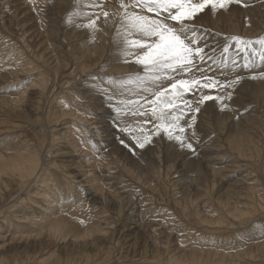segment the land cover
Here are the masks:
<instances>
[{
  "label": "rangeland",
  "instance_id": "obj_1",
  "mask_svg": "<svg viewBox=\"0 0 264 264\" xmlns=\"http://www.w3.org/2000/svg\"><path fill=\"white\" fill-rule=\"evenodd\" d=\"M93 2L94 0H0V11L7 15L3 18L4 22L7 23V17L12 15L13 25L16 23L18 24L16 29L28 30L27 36L31 35L34 44L39 45L40 50H37L45 53V44L50 41L52 44H62V48L66 49L64 50L66 53L55 54L58 55L56 66L44 67L49 82L45 94L40 98L38 117L21 112L20 108L10 109L9 106L0 103V137L6 139L10 136V139H6L10 141L11 139L16 141L18 138L27 139L30 140L29 143L36 145L39 142L41 161L45 163L44 168L48 169L47 172L51 173L49 175L56 176L58 179L56 183L63 184L62 188L70 196L77 197L79 191L86 200L85 204H75L69 210L72 217L79 220L81 228L99 222V228L102 229L96 234L81 237L83 232L77 234L74 228L65 226V230L58 238L51 234L42 237L40 229L36 226L38 224L32 225V231L25 230L24 226L27 224L20 221L21 214L18 212L20 207H25V200L32 197L31 200L36 202L27 199L29 204L26 208L29 213L32 210L41 211L40 207L46 204L45 197L42 196L45 187L40 180L43 171L23 184H20L19 177L5 174L2 179L7 184L8 202L0 209L2 212L0 221H4L5 228L0 231V264H264V234L260 231V226L264 225V79L261 78L263 82L257 86L258 88L252 85L254 80L252 77L258 79L260 74L264 73V62L259 59L258 54L252 56L254 50L258 51V45L249 48L245 53L243 45H238L230 39L237 36L244 41L255 42L258 38L264 37V0H242L240 4L233 3L226 9L216 11L206 9L207 11L200 13L195 19L199 33L197 39L201 41V46L205 47V59L204 61L197 59V67L192 68L189 73H193L197 78L201 73L216 77L215 79L225 87L194 88L192 94L194 105L202 94L221 99L206 101L199 105L198 113L193 112L196 117L195 127L194 129L187 127L186 133L182 134L193 144L194 150H189L190 153H186L187 151H184L174 139L169 140L163 130L157 132L159 121L154 123L157 120L151 117V106L147 102L143 111L149 114L148 120L140 121L133 134L121 130L123 128L119 122L131 120V117L138 113L139 104L145 103L143 99L147 95L143 94L140 97L142 90L137 86L134 95L128 94L123 97V93L126 92L119 89L126 84L124 82L126 78H119L112 71L107 73L106 70L100 69L104 64L108 68L111 62L99 63V66L90 72L79 73V70H76L74 74L72 73L73 62L91 43L92 32L98 30V33L102 28V10L113 9L115 16L112 20L114 24L109 25L113 28L109 37L112 43L110 40L106 42L110 49L115 46L113 44L116 41L113 35L115 31L120 29L122 33L124 31L123 21L119 15L123 10L118 0H99L102 8L89 7ZM134 11L155 18L154 14L146 10L137 8ZM89 17H91L89 20L96 19L94 31L84 27L89 22ZM212 20H215L214 23ZM248 25L252 27V33L244 32ZM8 34L10 33H7V29L0 24V54L7 57L12 53L11 45L17 41L14 37L15 40L4 44V41L12 37ZM226 44L229 51L224 53L223 48ZM40 47H43V50ZM54 52L56 50L53 49L51 53ZM129 52L134 50L129 48L126 52L128 56ZM51 53L46 51L45 55L49 56ZM83 55L81 59L83 65L92 66L96 57ZM2 60L4 59L0 58L1 62ZM1 62L0 64L3 63ZM246 63L249 67H244ZM136 66L138 68L136 73L143 75L142 66ZM183 74L174 73V80L184 79ZM237 77L238 83L230 84ZM249 77L252 80H249ZM22 81L23 85L20 86L11 84L2 88L0 85V101L5 98L12 100L14 93L23 91L32 83L30 79ZM83 81L92 82V88L96 90L93 92L95 99L98 102L102 99L100 103L105 108L108 107L106 109L108 112H114L116 116L120 112V116L114 118L116 124L113 123L116 129L115 142L105 149L112 150L115 154L119 152L117 155L121 157V164L112 163L105 171L95 170L97 175L109 176L103 179L104 189L101 191L93 189L105 196L106 202L109 203L106 209L101 208L99 203L88 200L86 193L92 188L88 191L85 188L91 186L87 183H78L79 179L72 178L70 174L74 168L78 171L79 167L85 171L90 170L91 167L84 163L88 157L81 155L80 151L74 153L78 155L67 153L66 149L61 147L66 145H63V141L55 146V150L60 148L61 152L56 153L55 157L48 156L51 141L48 133L58 129L64 133L68 129L64 127L68 123H80L76 119H64L56 128H52L54 124L48 122L53 111L57 109L56 98L65 92H69L71 96L68 97L71 98L76 93L75 86H78L77 90L83 91L84 87L81 86ZM104 81L109 82V87L101 86ZM245 81L251 84L244 87L246 91L242 90ZM164 84L167 86L169 82L164 81ZM121 93L122 96L119 95ZM129 100L139 101V104L132 103L125 109L127 104L121 102ZM71 101L82 107V102L76 98H72ZM119 104H123L124 107H119ZM108 115L113 116V113ZM127 123L131 124V121ZM41 124L44 126L42 129ZM17 126L20 127L16 128ZM83 127L87 129L90 126ZM239 128L248 130L247 133L252 136L257 147L250 155H239L229 147ZM141 129L145 134H151V143L146 144L143 149L137 147L135 141V137L142 138ZM175 133L173 132V135L177 134ZM15 135L17 137H14ZM189 135H192V139ZM76 149L79 148L76 146ZM219 156H222V159L215 160ZM68 165L71 167H66ZM211 166L221 169V176L211 173ZM23 198L25 199L22 203ZM258 199H262L261 202H258ZM130 203L132 211L129 210ZM246 204L255 209L249 219L241 218L237 210ZM130 212L131 220L126 218ZM4 217H8L7 222ZM13 231H18L19 239L7 238V234Z\"/></svg>",
  "mask_w": 264,
  "mask_h": 264
},
{
  "label": "bare ground",
  "instance_id": "obj_2",
  "mask_svg": "<svg viewBox=\"0 0 264 264\" xmlns=\"http://www.w3.org/2000/svg\"><path fill=\"white\" fill-rule=\"evenodd\" d=\"M112 10L113 9L109 8L108 12L110 13V16L107 19H105L102 15V18H101L102 19V24H101L102 28L100 27L101 30L99 29V32L97 33L98 30L94 31V29H93L94 32H92L93 36L91 37V43L89 44V46L87 45L88 47H86L84 49V52L80 53V55L77 56L78 58H76V61L73 62V65H74L73 69H72L73 74L76 72V70H79L78 71L79 73H83L86 71H88V72L93 71V68H97V66H99V63H102V62L108 63V61L111 62L109 64L110 66H108V68H107L106 66H104L106 64H104L102 67H100V69L106 70L107 73H111L110 71H112L113 73H116L119 76V78H122V79L127 78L129 74H135L137 72V70H136V69H138L136 66L137 64L134 62L135 57L133 55L128 56V54L126 53L127 51L126 50L124 51L125 46L120 43V39H119L118 34H122L121 29L119 31L116 30L115 31L116 33L114 32L115 34H113L114 37H116V41H115V43H113V44H115L114 48L112 46V49H110L109 45L106 44V42L107 41L109 42V40L112 43V40L109 38L111 36L110 35L111 30L113 29L109 25H111V23H113L112 20H114V17H115ZM245 12H244V14H245ZM220 14L221 13H219V16H220ZM244 14H243V16H244ZM213 15H216V14H213ZM6 16H7L6 14H4L0 11V24L3 25L4 28L7 29V33L8 32L10 33V34H8L10 37L12 35V37L9 40L4 41V44H7L10 40L14 39V37L17 39V41H14V43L11 45L13 50H12V53L10 52L11 54L9 55V57L4 56L5 54L3 52H1V53H3L4 55L0 54V58L4 59V60H2L3 63L0 61L2 63V64H0V85H2L1 86L2 88H5L6 85H11V84H15L16 86L17 85L20 86L23 82L22 80H24V79H28V80L30 79V82L32 81V83L27 88H24L23 91L20 90V91H17V93H14V98L13 99L11 98L12 100L5 98L4 100H1L0 103L3 104L4 106H9V108L10 107L16 108V110H18L17 108H20L19 110H22L21 112H26L28 115H34V116L38 117L37 112L40 108L39 107L40 98H42V96L45 94L47 87H48V82H49L48 81V79H49L48 74L46 73V69L44 67L47 65H49V67L51 65L54 66L56 64V62H58V60H57L58 55L55 56V54L66 53L64 51L66 49L62 48V44L56 45V44L50 43L51 42L50 41V42H47L45 44V53H46V51L51 53L53 51V49L56 50V52L51 53L49 56H48V54L45 55L44 51H42L43 47H40V48H42V50H41L42 52H40L39 51L40 49L38 48L39 45H37L36 43L34 44L35 41L32 39L31 35L27 36L28 30L16 29V26H18V24L15 23L13 25L12 15H10V17H7V19H6L7 23L4 22L3 18H5ZM250 16H252V15H250ZM233 17H235V16H233ZM90 18L91 17H89L88 20ZM44 19H45V17H44ZM209 19L211 20V18H209ZM212 19H213V16H212ZM218 19H220V18H218ZM227 19L228 18H226V20ZM226 20H225V22H226ZM214 21H213V23H214ZM232 21H235V20H232ZM221 22H224V21H221ZM218 23H220V22H217V24ZM228 23H229V20L227 22V25H228ZM215 25L216 24H214V26ZM243 25H245V24H243ZM233 26H234V24H233ZM13 27H15V28H13ZM252 31H253L252 27L249 25L246 26V29L244 30V32H247V33H249V32L252 33ZM95 35H96V37H95ZM34 39H36V38H34ZM89 40H90V38H89ZM6 47H7V45H6ZM37 49H39V50H37ZM133 50H134V52L138 51L135 49H133ZM83 54H87L90 56L93 55L94 57H96L92 66H90V65L84 66L83 65L84 63L81 61V59H83L82 57H84ZM81 55H83V56H81ZM70 60H71V57H70ZM103 73H104V71H103ZM184 74L182 76L184 79H191L193 76H195L193 73H186L185 75ZM34 76H37V77L35 79H33ZM100 78H102V77H100ZM215 78L216 77H214V79ZM248 79L250 80L251 78L249 77ZM124 82H125V79H124ZM262 82L263 81L261 80V78L259 79V77H258V79L256 78L253 80L252 85H253V87H257L258 85H262ZM93 83H95V82H93ZM240 83H242V82H240ZM108 84H109V82L104 81L101 84V86L107 85L109 87ZM243 84H244V86H242ZM243 84H241L243 89L239 85V87L242 90H244V87H246V86H251V84H249V81H245V82H243ZM81 86L84 87L83 88L84 90L83 91L77 90L78 86L77 87L75 86L76 93H75V95H72L71 98L68 97V95H70L69 92H65L63 95L58 96L56 98L57 100L55 101V105H56L57 109L55 111H53L52 118L49 119L48 123H53L54 127L52 126V128H56L64 119L65 120L66 119H76L78 122L82 123L83 125L82 124L79 125L80 123L79 124L68 123L67 126L64 127V128L69 129V130L67 129L66 132L61 133V130L58 129V130H52L50 133H48L50 135V140H51L49 143L48 156L52 155V157H53V155H54V157H55L57 155L56 153H60L61 152L60 148H59V150H55V146L58 143L63 141V145L64 144H66V145L61 146V147H62V149H66L67 153H72L71 155H78V154H74V153H76L77 151H80L81 155H83L86 158L88 157L84 163H85V165H89V167H91L90 170L85 171V170H83V168L79 167L81 170L79 169V171H78L75 168L74 169L72 168L73 170L70 174H72L71 175L72 178L79 179L78 183H81V184L87 183V185L89 184L91 186V187H87V189L85 188L86 191H88L89 188H92L91 191L86 193L88 200L95 201V202L100 204L101 208L106 209L107 206L109 207V203L106 202L105 196L102 193H99V192L97 193V191H93V189L94 190L97 189L100 191H101V189H104L105 185L103 184V179L105 177H109V176H107V174L106 175H100L99 173H98L99 175H97L95 170L100 169V170L105 171V169H109L111 167L109 165L112 163H115L118 165L121 164V157H119L117 155L119 153L118 151H117L118 153L115 154V152H113L112 150L105 149L110 144H113L115 142L116 135H114V134H115L116 129H115V126H113V123H114V118L120 116V112H119V115L116 113L118 116H116L114 114V112H108L106 110L108 107L105 108V106L100 103L102 99L99 102L97 99H95L93 92L96 90H94L92 88L93 84L91 81L90 82L83 81V82H81ZM72 87H74V86H72ZM136 87H137L136 85L124 84L119 89V91L126 92V93L122 92L123 97L127 96L128 94L134 95L135 94L134 91H136L138 89ZM99 91H101V90H99ZM193 91H195V89H192V91H190L188 93H184L183 99L177 100V105H178L177 114L182 115V117H183L179 123H180V125H182L185 128V133L187 131L188 122L192 120V117L195 116V114L193 112H189L188 109L184 108V101H188L190 104L193 105V107L196 106L193 104V100H192ZM244 91H246V88ZM115 93H117V92H114V94ZM122 93L119 95L122 96ZM103 94H105V92ZM143 94L147 95V97L145 96L147 99L152 98L149 93H145L143 91H142L140 97H142ZM252 94L254 95V93H252ZM98 96H100V95H98ZM145 97L143 99L145 103L139 104V111H138V113H136L135 116L131 117V120L128 119V120H123V121L119 122L120 126L123 128L121 130H124L125 132H131V134H133L134 131L136 132L137 124H139L140 121L142 122L143 120H145V121L148 120V116H149L148 113H147V115H140V112H144L143 109L146 108V106H147V104H146L147 101H146ZM72 98H76L77 101L82 102V107L75 105L74 103H76V102L72 103V101H71ZM219 101H220V99H219ZM116 102H118V101H116ZM218 103H221V102H218ZM124 104H126V103H124ZM120 106L124 107L123 104H119V107ZM128 107H130V105H125V109H127ZM202 109H203V107H202ZM202 109H201V111H202ZM218 110H219V108H218ZM110 113L111 114L113 113V116L108 115ZM207 116H208V114H207ZM151 117H152V115H151ZM151 117H149V118H151ZM199 119H200V117H199ZM76 120H74V121L76 122ZM152 120H154V119H152ZM126 121L127 122L131 121V124H128ZM70 122H72V121H70ZM156 122H158V121H155L154 123H156ZM114 124H116V123H114ZM85 125L86 126L89 125L90 127L86 129L83 127ZM194 125H195V121L193 122L191 128L194 129V127H195ZM19 127L17 126L16 128H19ZM42 127H44V126L42 125L40 128L42 129ZM48 127H49V125H48ZM64 128H62V129H64ZM237 129H236V131H237ZM21 130H23V129H21ZM247 131L246 130L244 131L241 129L238 130L237 133H235V135H234L232 145L230 144V146H229V147H231V150L236 151L237 154H239V155L246 156V155H250V153H253L256 151L257 147L255 146V144L253 142V138L251 135H249L247 133ZM20 133H22V132H20ZM117 133H120V132H117ZM131 134H130V136H131ZM18 135H20V134H18ZM14 137H17V136L15 135ZM25 137H26V135H25ZM189 137H190V139H192V135L191 136L189 135ZM2 138L0 137V209H1V207H4L8 202V199H7L8 195H6L7 184H6V181H4L2 179L3 175L9 174L11 176L19 177V180L21 179L20 184H23L24 181H27L33 177L35 178L36 176H38L40 171H43L42 178L40 180H41V183L45 187V193H43L42 196L45 197L44 201L46 204L44 205V207H40L41 211L36 212V210H32V212L29 213L28 209L26 208V205L29 204L27 199L30 202H33V203H36V202L31 200L32 197L30 199L28 197L25 200L26 201V203H24V204H26V205H24L25 207H22V208L20 207L19 211H18L21 214V216H19L20 221L22 223L27 224V226H24L25 230L32 231L33 230L32 225L38 224L36 226L38 229H40V232H41L40 234L44 238L49 234L53 235V237H55V238H58V236L63 233V230H65V226H71L72 228H74L78 232L77 234H81V232H83L81 234L82 235L81 237L89 236L90 234H93V233L96 234V233L102 231V229L99 228L100 227L99 222H95L93 225L88 226V227L86 226V228H83V227L81 228L80 224L78 223L79 220L77 221V219H75L74 216L72 217V215H71L72 213H70L69 210L75 204L76 205L85 204L86 200L82 197V195L79 191H77V194L75 192H73L74 194L77 195V197L70 196L68 193H66L64 188H62L63 184L62 185L57 184L58 179H56V176H50L49 175L51 173L47 172L48 169L44 168L45 163L43 164V162L41 161V154L38 151V148L39 147L41 148L39 142H38V145H36V143L35 144L29 143L30 140H27V139L21 140L20 138H18L16 141H13L12 139L10 141V140H6V139H10V136L8 138L6 137V139H5V137H4V139H2ZM40 140H41V138H40ZM110 141H112V142H110ZM117 145H118V143H117ZM76 146L79 149H76ZM118 146H120V144ZM211 150H213V149H211ZM115 151H116V149H115ZM184 151H187L186 153H190L187 148H184ZM207 151H209V150H207ZM67 153L64 152V154H66V155H67ZM121 153H122V151H121ZM121 156H122V154H121ZM214 157H216V156H214ZM221 157L222 156H219L218 158H215V160H219ZM91 158H95V160H92ZM209 159H210V157H209ZM180 166L183 167V164H181ZM229 166H231V165H229ZM66 167L70 168L71 165H68ZM169 167L170 166H167V168H169ZM182 169L183 168H181V170ZM210 170H211V173L220 174V176H221V169L211 166ZM52 175H54V174L52 173ZM32 182H33V180H32ZM68 184H70V183L68 182ZM24 199L25 198H23V200H21L22 203L24 202ZM122 200L124 201L125 199H122ZM260 200H262V199H258V202H261ZM128 201H130V200H128ZM118 202H119V200H118ZM135 204H133V205H135ZM121 206H122V204H121ZM123 208H124V206H123ZM129 210L132 211V204L131 203L129 204ZM237 210H239L241 218H243V219H249L252 216V214H254V212H255V209L251 205H248V204L240 206L239 208H237ZM6 211L9 212V209H7ZM43 211H45V212H43ZM0 213H2V212H0ZM131 214L132 213L130 212V214H128L126 218L131 220L132 219ZM3 219L6 222L8 221L7 220L8 217H4ZM9 222H10V219H9ZM3 223H4V221H2V222L0 221V231L2 229H5ZM7 235H8L7 238H10L11 240L19 239L18 231L10 232V234H7ZM225 257H224V259H225Z\"/></svg>",
  "mask_w": 264,
  "mask_h": 264
},
{
  "label": "snow or ice",
  "instance_id": "obj_3",
  "mask_svg": "<svg viewBox=\"0 0 264 264\" xmlns=\"http://www.w3.org/2000/svg\"><path fill=\"white\" fill-rule=\"evenodd\" d=\"M118 2L123 10L119 15L124 28L123 33L118 34L120 43L125 46L126 51L129 48L138 50L129 54L135 57L134 62L143 69V75L129 74L125 79L126 85H136L143 92L151 95V99L146 97L145 99L151 106L152 117L159 121L157 132L163 130L168 139L177 141L181 148L194 150L193 144L182 135L185 128L179 123L183 117L177 114V100L183 99L184 93L197 87L214 89L217 86L225 87V85H221L219 81L203 73L199 78L193 76L191 79L175 80L173 74L189 73L192 68L197 67V59L200 61L205 59V47H202L201 41L197 39L199 33L195 26V19L198 15L206 9L212 11L226 9L233 3H242V0H127V2L118 0ZM89 7L102 8L99 0H94ZM137 8L154 14L155 18L134 11ZM129 9L133 10L129 11ZM101 14L105 19L110 16L108 11L102 10ZM84 26L95 29L96 19L89 20ZM134 36L138 38H132ZM230 39L238 45H243L245 53L249 48L258 45V51L254 50L252 56L255 57L258 54L259 59L264 62V37L258 38L255 42L244 41L237 36H232ZM228 51L229 46L226 44L223 52ZM244 67H249V64L246 63ZM256 78L253 77V79ZM259 78L264 79V73H261ZM164 81H168L169 84L165 86ZM238 81L239 77L230 84L235 85ZM215 99H221V97L202 94L196 101L195 107L188 101H184V108L189 112L198 113L199 105ZM122 103L131 105L139 104V101L129 100ZM140 115H147V113L140 112ZM195 119L196 117L193 116L188 122L189 128L192 127ZM173 132L178 134L173 135ZM141 133L142 138L135 137V141L136 146L143 149L146 144L151 143V134H145L143 129ZM260 231L264 234V225L260 226Z\"/></svg>",
  "mask_w": 264,
  "mask_h": 264
}]
</instances>
